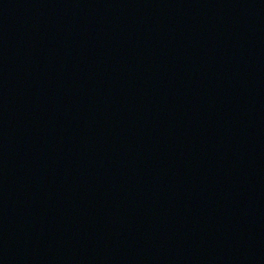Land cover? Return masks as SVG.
Segmentation results:
<instances>
[{"label":"water","instance_id":"water-1","mask_svg":"<svg viewBox=\"0 0 264 264\" xmlns=\"http://www.w3.org/2000/svg\"><path fill=\"white\" fill-rule=\"evenodd\" d=\"M0 264H264V0H0Z\"/></svg>","mask_w":264,"mask_h":264}]
</instances>
